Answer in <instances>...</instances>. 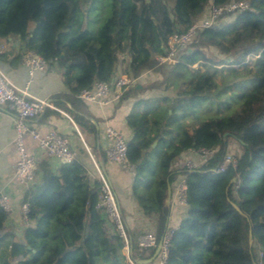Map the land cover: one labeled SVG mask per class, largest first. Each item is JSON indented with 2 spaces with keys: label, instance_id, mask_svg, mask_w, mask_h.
<instances>
[{
  "label": "trees",
  "instance_id": "obj_1",
  "mask_svg": "<svg viewBox=\"0 0 264 264\" xmlns=\"http://www.w3.org/2000/svg\"><path fill=\"white\" fill-rule=\"evenodd\" d=\"M229 1L0 0V43L20 39L19 52L9 46L0 61L13 56L11 62H18L27 51L48 60L65 86L50 94V101L83 133L94 137L93 119H99L78 97L81 89L116 73L136 78L150 70L161 76L132 85L120 99L129 91H154L136 98L127 115L133 131L127 160L134 166L133 196L143 214L155 218L158 238L170 213L167 177L172 183L178 174L185 176L187 206L172 230L164 264H264V0H248V8L232 19L198 30L173 64L155 58L170 35L185 31L210 4ZM92 22H100L97 31L89 29ZM207 48L221 56L207 54ZM159 102L166 105V115L170 109L175 125L154 118ZM202 108L208 115L191 124L188 120ZM55 113L45 108L37 116L44 120ZM232 140L238 149L228 147ZM188 147L217 150L195 170L173 168ZM227 152L238 156L236 166L217 170ZM37 168L40 181L22 199L28 209L21 239L6 226L8 212L0 206V230L10 238L2 264L18 256L17 264H130L121 251L124 238L106 227L95 208L100 181L91 182L78 159L62 163L57 172L46 161ZM143 251L138 257L149 258L154 249Z\"/></svg>",
  "mask_w": 264,
  "mask_h": 264
},
{
  "label": "built area",
  "instance_id": "obj_2",
  "mask_svg": "<svg viewBox=\"0 0 264 264\" xmlns=\"http://www.w3.org/2000/svg\"><path fill=\"white\" fill-rule=\"evenodd\" d=\"M248 8V0H231L223 5L215 6L210 4L206 11L197 21L192 23L185 31L170 35L163 46V52L155 58L159 64L169 65L176 60V53L179 49L186 48L195 37L198 30L209 27L224 16ZM4 45L0 43V53ZM22 65L27 72V80L23 88H17L0 66V116L3 108L13 113L14 145L17 150V160L13 167V178L28 188L37 183L36 168L37 158L31 154L25 145V140H32L36 147L60 163H69L77 158V151L71 144L68 135L57 130L50 129L41 133L35 129L30 120L39 115L46 107L53 106L48 100L33 96L29 92V85L38 71H46L50 68L48 60L41 55L27 51L21 58ZM134 77L127 74L116 73L108 81H94L91 87L79 91L78 97L84 103L107 104L118 102L122 94L135 83ZM105 137L108 144L105 146V161L108 163L117 162L134 172V166L127 160V141L122 134L112 126H106ZM216 147H188L181 154L179 160L173 162V168H185L195 170L208 161L216 153ZM238 156L232 152L224 153L217 166V170L228 166H236ZM186 181L185 176L178 174L172 182L171 193L174 202L186 207ZM99 196L95 208L108 220V228H113L120 236L125 237L123 221L119 211L115 193L103 175L100 176ZM0 206L7 212L12 210L9 197L0 193ZM27 203L22 204L23 215L27 212ZM107 224V223H106ZM107 227V226H106ZM173 228L166 227L161 237L158 238L155 232L145 231L136 236L135 245L138 250L156 249L155 256L157 264H164ZM127 247V243H126ZM154 253V252H153ZM126 254L130 264H136L133 258Z\"/></svg>",
  "mask_w": 264,
  "mask_h": 264
},
{
  "label": "crops",
  "instance_id": "obj_3",
  "mask_svg": "<svg viewBox=\"0 0 264 264\" xmlns=\"http://www.w3.org/2000/svg\"><path fill=\"white\" fill-rule=\"evenodd\" d=\"M2 43L4 45L3 50H7L9 46H15L16 52H19L20 39L11 41L9 45L7 44L8 46L3 41ZM12 57L13 56L9 57L6 62L0 61V66L17 88H23L27 80L26 69L22 65L21 58L18 62H11ZM117 72H120V69H118ZM150 75V70L142 71L140 75L136 77V82L134 84L140 87L153 82H146L145 80L148 79ZM55 82L57 83L54 84ZM62 90H65V86L56 68L51 67L46 71H38L35 73L29 85V92L35 97L48 100L53 106L46 108L55 110L57 113L49 114L44 120L40 118L41 115L37 116L30 120V123L41 133L54 129L68 135L71 144L77 151L76 159L84 166L88 179L91 182L94 180L100 181V176L103 175L109 182L115 193L123 221L125 233V237L123 238L125 244L121 247V251L122 254L127 257H124V261L129 263L126 250L130 256L135 255V258H140L138 257V253L144 252L143 250L133 249L132 237L145 231L154 232L156 221L152 215L146 216L143 214L141 207L133 196L132 186L134 172L127 168L131 172L128 178L121 172L122 168H126L122 164L117 162L108 163L105 161V146L108 144V141L104 132L106 126H112L122 134L126 141L130 140L133 131L132 128L127 125L126 118L134 109L133 102L136 98L152 96L153 91H139L136 94L129 91V93H126L118 102H109L107 104L87 103L89 111L99 119L96 122L93 119L96 128V135L93 137L81 132L70 114L63 109L55 107L53 102L50 101V94ZM13 141V113L7 108H3L0 116V193H4L9 197L12 207V210L8 212L5 224L7 227L11 228L17 239H21L22 231L25 226V216L21 211V206L23 204V195L28 187L17 182L12 176L13 167L18 157ZM25 145L26 149L37 158V162L46 161L53 171H58L62 163L57 159L47 156L43 150L36 147L35 143L28 138L25 140ZM180 157L181 155L177 159H174L173 162L179 160ZM40 178L41 173L38 168H36L37 183L40 181ZM170 185L172 187V183H170ZM168 206L170 213L167 227L174 229L184 216L186 209L174 202L172 193ZM104 220L108 227V220L105 217ZM3 234L4 230H0V264H2L5 258L4 254L9 252L6 243L10 238H3ZM20 259H22L21 256L12 257L9 260V264H17V261ZM142 264H157V260L154 259L151 263Z\"/></svg>",
  "mask_w": 264,
  "mask_h": 264
},
{
  "label": "rangeland",
  "instance_id": "obj_4",
  "mask_svg": "<svg viewBox=\"0 0 264 264\" xmlns=\"http://www.w3.org/2000/svg\"><path fill=\"white\" fill-rule=\"evenodd\" d=\"M230 17H228L227 19H225V17L227 15H224L222 16L218 22H225L227 20H230L234 17V13H231V14H228ZM85 20H86V16H84V22L85 23ZM91 20H94V19H91ZM99 23H96V22H92L89 24V29H92V30H95L97 31L98 28H99ZM206 51L207 54L213 56V55H216V56H221V54L214 48H207V49H204ZM229 59V58H228ZM57 71L59 72V70L57 69ZM60 73V72H59ZM161 79V76L158 75V73L156 72H153L151 71V75L148 79H145L146 82H149V81H153V82H157ZM57 81V80H56ZM136 82V81H135ZM57 82H55L54 84H56ZM154 92V91H153ZM162 94H166V95H174V92H171V91H161ZM165 108H166V105L162 102H159L157 103V111L156 113H154V118H157L158 120L160 119H164V122L165 124H168L169 126L170 125H175V118L173 116H169L170 114V109L167 110V115H166V111H165ZM182 111L180 108H177L176 109V115H177V118L181 121H183V115H182ZM228 113V112H227ZM206 115H208V112L205 111L204 108H202L200 111H198V114L195 115L194 117L190 118L188 121L193 124V125H197L199 122H201L205 117ZM176 118V119H177ZM228 147H230L231 149H238L239 148V144L235 141V140H232L230 141ZM121 172L123 173V175H126L128 178L130 177L131 175V172L127 169V168H122L121 169ZM258 252V251H257ZM259 254V252H258ZM126 257V256H125ZM127 258V257H126Z\"/></svg>",
  "mask_w": 264,
  "mask_h": 264
},
{
  "label": "water",
  "instance_id": "obj_5",
  "mask_svg": "<svg viewBox=\"0 0 264 264\" xmlns=\"http://www.w3.org/2000/svg\"><path fill=\"white\" fill-rule=\"evenodd\" d=\"M62 57V55H61ZM226 134V133H225ZM236 180V177L231 178V180L229 181L228 185L231 184L232 182H234ZM171 197V185L170 182L168 181V177H167V188H166V198H165V204L168 205L169 204V200ZM233 207L240 212V209L238 208V206L234 203H232ZM249 239L251 240V236L249 235ZM159 250V246L156 247V249L154 250V253L147 259H143V258H133L134 263L136 264H142V263H149L152 260H154L156 254L158 253Z\"/></svg>",
  "mask_w": 264,
  "mask_h": 264
}]
</instances>
